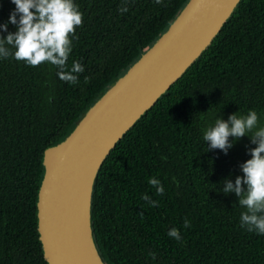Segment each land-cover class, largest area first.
<instances>
[{
    "label": "trees",
    "instance_id": "1",
    "mask_svg": "<svg viewBox=\"0 0 264 264\" xmlns=\"http://www.w3.org/2000/svg\"><path fill=\"white\" fill-rule=\"evenodd\" d=\"M186 1L76 0L84 25L68 65L78 60L85 67L76 85L60 80L50 64L0 59V264H48L37 216L44 150ZM121 6L129 10L121 14ZM14 9L11 0H0V24ZM250 109L264 123V0H242L200 59L105 159L94 187L93 226L107 264H264V235L242 228L239 198L220 192L224 179L234 183L243 175L240 165L257 145L245 136L225 154L208 151L203 139L217 118ZM152 177L163 183V195L155 194ZM145 194L159 206L145 202ZM172 228L180 241L168 236Z\"/></svg>",
    "mask_w": 264,
    "mask_h": 264
},
{
    "label": "water",
    "instance_id": "2",
    "mask_svg": "<svg viewBox=\"0 0 264 264\" xmlns=\"http://www.w3.org/2000/svg\"><path fill=\"white\" fill-rule=\"evenodd\" d=\"M242 0H187L175 18L43 153L37 197L48 264H107L93 226L99 171L116 144L203 55Z\"/></svg>",
    "mask_w": 264,
    "mask_h": 264
},
{
    "label": "clouds",
    "instance_id": "3",
    "mask_svg": "<svg viewBox=\"0 0 264 264\" xmlns=\"http://www.w3.org/2000/svg\"><path fill=\"white\" fill-rule=\"evenodd\" d=\"M15 9L7 22L0 24V59L12 58L30 67L50 64L57 69L60 80L71 85L79 83V74L85 71L84 65L74 60L69 67L68 60L73 52L74 40H79L77 29L84 25V13L76 0H11ZM162 4L163 0H154ZM121 6V14L128 11ZM9 25L16 26L10 32ZM7 32V36L3 35ZM88 77H85L87 82ZM238 113V112H237ZM234 113L227 120L217 118L215 123L203 132L208 151L222 150L225 154L236 141L248 136L251 143L257 145L249 149L251 159L240 165L243 175L237 176L233 183L224 179L220 192L239 198V206L245 211L240 216V226L249 233L264 235V126H260V117L256 110L250 109L246 115ZM230 138H233L230 140ZM149 184L156 189V195L165 192L163 183L152 177ZM246 185V188H245ZM142 199L151 207H158L159 201L145 194ZM143 217V212L139 213ZM184 228L191 226L185 218ZM168 236L181 240L178 228H172ZM148 255L155 260L156 253Z\"/></svg>",
    "mask_w": 264,
    "mask_h": 264
},
{
    "label": "rangeland",
    "instance_id": "4",
    "mask_svg": "<svg viewBox=\"0 0 264 264\" xmlns=\"http://www.w3.org/2000/svg\"><path fill=\"white\" fill-rule=\"evenodd\" d=\"M228 118H229V117H228ZM228 118H227V119H228ZM260 126H264V123H261V122H260Z\"/></svg>",
    "mask_w": 264,
    "mask_h": 264
}]
</instances>
